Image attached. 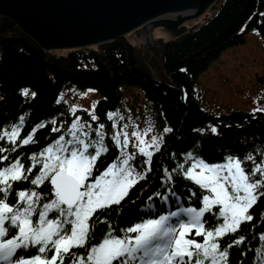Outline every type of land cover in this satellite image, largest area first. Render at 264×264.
<instances>
[{"label":"trees","instance_id":"obj_1","mask_svg":"<svg viewBox=\"0 0 264 264\" xmlns=\"http://www.w3.org/2000/svg\"><path fill=\"white\" fill-rule=\"evenodd\" d=\"M208 12L212 15H207L204 23L191 27L184 34L169 40L158 38L161 76H155L149 66L154 68L155 55L148 60L147 54H142L125 36L101 47L71 49L66 53L47 52L11 19L0 16V131L10 130L24 117L15 145L7 139L0 140V147L9 150L0 153L9 157L0 167L19 158L27 172L33 163L31 156L39 157L62 134L69 136L74 117L66 112L64 101H58L60 93L69 87L79 91L95 89L100 94L95 107L98 119L92 120L84 110L75 112L82 121H91L93 128L104 125L108 152L96 161L100 172L118 152L112 140L114 121L108 114L120 110L124 99L138 101L141 94L155 108L154 118L161 128L162 138L159 150L153 153L151 171H146L145 179L131 187L119 205L104 210V219L117 236L124 234L121 229L178 211L181 207H202L201 190L184 178L179 167L181 164L188 167L190 161H186V156L189 152L209 164H222L229 155L243 160L250 153L255 155H252L255 163L264 161V112L232 110L214 114L205 108L196 91L200 74L226 50L244 42L250 31H257L264 42V0H217ZM24 90H28L27 96L23 95ZM32 93H35L34 98ZM41 124L44 127L37 128ZM213 127L217 134L212 132ZM165 128L172 131L165 133ZM33 132L34 140L23 145L20 141ZM90 135H94L93 129ZM255 163L245 160V169L250 171ZM39 167L37 162L28 181L13 185L9 204L16 202L19 190L43 193L41 204L51 198L47 181L39 188L30 184ZM165 169L171 174V181ZM98 174L94 171L93 179ZM189 189L197 195L192 196ZM164 196L168 197L167 203L163 202ZM250 214L254 217L251 222L242 223L234 236L230 234L221 241L223 247L225 242L243 237L241 244L228 249L229 264H264L262 259H257L258 249L264 257V239H261L264 236V196L250 209ZM107 230L106 224H98L92 243L102 239ZM196 239L202 242L203 237ZM79 251L83 254V250ZM20 254L27 258L35 254V250H21ZM65 264H68L67 259Z\"/></svg>","mask_w":264,"mask_h":264},{"label":"snow or ice","instance_id":"obj_2","mask_svg":"<svg viewBox=\"0 0 264 264\" xmlns=\"http://www.w3.org/2000/svg\"><path fill=\"white\" fill-rule=\"evenodd\" d=\"M28 94V90L23 91V95ZM32 96L34 98L35 93ZM108 118L113 119V114L109 113ZM92 119L98 118L93 115ZM23 123L24 117H21L20 124L0 131V140L7 139L15 145ZM42 127L43 124L37 126ZM103 128L104 125H99L96 133L99 139L93 140L90 133L84 131L85 125L77 119L71 124L70 139L61 136L39 157L31 156L33 163L27 172L19 158L0 167V264H65V259L68 264H229L228 249L241 244L243 237L225 242L223 247L221 241L230 234L234 236L242 223L253 220L250 209L264 196V191H260L264 188V161L255 163L251 154L243 160L229 155L222 164H209L189 152L186 156V161H190L188 167L183 164L179 167L184 178L201 190L202 207H181L178 211L121 229L124 234L117 236L104 219V210L119 205L130 188L145 179L146 174L137 172L132 164L136 155L124 150L129 144L126 131L112 137L120 149L119 158L103 172L96 168V161L108 152ZM150 131L132 133L148 171H151L153 156L148 149L156 147L159 150L157 137L153 136L151 142L144 139ZM171 131V128L164 129L165 133ZM212 132L217 134V129L213 127ZM33 140L34 132L20 142L27 145ZM6 151L9 150L0 147V153ZM245 160L253 161L255 167L246 170ZM4 161H9V157L0 155V164ZM37 162L39 171L30 184L39 188L47 181L51 198L41 204L43 193L19 190L16 202L9 204L13 185L28 181ZM94 171L99 174L93 179ZM165 174L171 181L167 169ZM189 192L197 195L191 189ZM171 195L175 197L174 192ZM176 200L179 203V197ZM167 201L168 197L164 196L163 202ZM100 223L106 224L108 230L93 244ZM196 237H203L202 242ZM29 249H34L35 254L27 258L20 254L21 250ZM79 250H83V254ZM257 253V259L264 261L259 249Z\"/></svg>","mask_w":264,"mask_h":264},{"label":"water","instance_id":"obj_3","mask_svg":"<svg viewBox=\"0 0 264 264\" xmlns=\"http://www.w3.org/2000/svg\"><path fill=\"white\" fill-rule=\"evenodd\" d=\"M216 1L0 0V16L50 52L101 47L130 33L169 40L205 22Z\"/></svg>","mask_w":264,"mask_h":264},{"label":"rangeland","instance_id":"obj_4","mask_svg":"<svg viewBox=\"0 0 264 264\" xmlns=\"http://www.w3.org/2000/svg\"><path fill=\"white\" fill-rule=\"evenodd\" d=\"M125 37L134 45H137L142 54H147L148 60L155 55L154 68L150 64L149 66L155 76H161L163 69L160 64L161 58H159L161 51L159 43H157L158 38L138 33H130ZM56 51L66 53L68 50ZM196 91L205 108L214 114L232 110L254 112L257 108L264 109V42L257 31H250L244 42L226 50L219 60L215 61L207 71L201 73L196 84ZM139 97L138 101L129 100L127 102L124 99L123 107L113 113L115 128L113 136L117 132L122 133L124 131L129 134V144L124 150L136 155V159L132 161V164L137 172L145 174L147 171V166L143 164L145 158L139 155L136 147L137 140L132 133H143L145 130L151 129L144 139L151 142L152 137L155 136L158 138L160 145L162 131L154 118V106L143 94ZM99 98L100 94L95 89L79 91L76 87H69L60 93L58 99V101H64L67 106L66 112L74 117L71 124L78 119L80 124L85 125L84 131L90 133L92 129L94 130V135H90L93 140L99 139L96 135L97 131L100 130L99 125L93 128L91 121H82L80 116H75V112L84 110L91 115L92 119L93 115L96 116L95 107ZM103 131L105 133V144L107 133L104 128ZM61 136H64L66 140L70 139V136H66V133ZM121 140H123V135H121ZM117 150V155L111 163L120 156V149L117 148ZM148 150L154 153L157 148L151 147ZM256 178H259V174Z\"/></svg>","mask_w":264,"mask_h":264}]
</instances>
